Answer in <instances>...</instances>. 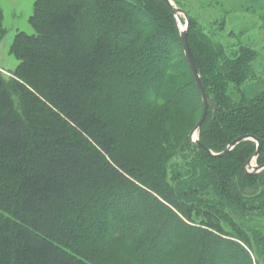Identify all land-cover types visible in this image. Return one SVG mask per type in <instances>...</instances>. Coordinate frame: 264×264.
Returning <instances> with one entry per match:
<instances>
[{
	"label": "trees",
	"instance_id": "16d2710c",
	"mask_svg": "<svg viewBox=\"0 0 264 264\" xmlns=\"http://www.w3.org/2000/svg\"><path fill=\"white\" fill-rule=\"evenodd\" d=\"M174 1L211 99L200 143L252 134L264 164L258 51ZM28 21L0 69V264H264L256 142L187 139L202 101L165 1L35 0Z\"/></svg>",
	"mask_w": 264,
	"mask_h": 264
},
{
	"label": "rangeland",
	"instance_id": "374dc122",
	"mask_svg": "<svg viewBox=\"0 0 264 264\" xmlns=\"http://www.w3.org/2000/svg\"><path fill=\"white\" fill-rule=\"evenodd\" d=\"M35 0H0L3 26L6 30L0 41V69L9 73L18 65V60L10 53V45L18 31L33 33L29 24ZM174 1V0H173ZM197 14L207 30L214 31L216 37H223L229 50L236 46L248 45L258 51L254 63L257 78L244 86L249 97L264 90V10L247 7L248 0H177ZM175 3V1H174ZM176 4V3H175ZM181 19L183 16L181 15ZM179 18V26L185 21ZM223 22L224 26L218 29ZM222 39V38H221ZM234 48V49H233ZM250 169V168H249Z\"/></svg>",
	"mask_w": 264,
	"mask_h": 264
},
{
	"label": "water",
	"instance_id": "95a60500",
	"mask_svg": "<svg viewBox=\"0 0 264 264\" xmlns=\"http://www.w3.org/2000/svg\"><path fill=\"white\" fill-rule=\"evenodd\" d=\"M165 3L169 6V8L172 10L174 16L176 17L177 22L179 21V17H181V15L184 18L185 21V25L183 27L179 26L180 29V38H181V42H182V46H183V51L186 57V60L188 62L189 68L191 70V73L193 75L196 87L199 91L200 97H201V101H202V112H201V116L199 118V120L197 121L196 125L194 126V128L189 132V134L187 135V139L194 143L195 145L205 149L210 155L212 156H223L225 155L227 152H229L230 150L233 149V147L238 144L239 142L243 141V140H247V139H251L254 140L256 142L257 148L255 153L246 161V163L242 166V170H244L245 172H249V173H254V172H258L262 169H264V164L262 165H258L256 164V157L258 155L259 152V147H260V140L258 138H256L254 135L252 134H245V135H240L237 138H235L230 144H228L226 146V148L219 152V153H213L212 151H210L209 149H207L206 147H204V145H202L199 141L198 138V129L200 128L202 122L204 121L205 117H206V113L208 110V105L211 104V99L208 96L202 81H201V77H200V72L199 69L195 63L190 45L188 43V39H187V34H188V29H189V25H190V20H189V16L188 13L186 11H184L182 8L178 7L173 0H164ZM250 168V169H249Z\"/></svg>",
	"mask_w": 264,
	"mask_h": 264
},
{
	"label": "crops",
	"instance_id": "0c3cea01",
	"mask_svg": "<svg viewBox=\"0 0 264 264\" xmlns=\"http://www.w3.org/2000/svg\"><path fill=\"white\" fill-rule=\"evenodd\" d=\"M247 5H248L247 7H250L253 9L264 10V0H248ZM263 91H261V92H263Z\"/></svg>",
	"mask_w": 264,
	"mask_h": 264
}]
</instances>
